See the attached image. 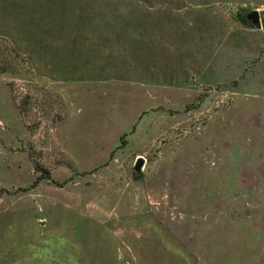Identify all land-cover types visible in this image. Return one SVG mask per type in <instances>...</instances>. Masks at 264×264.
<instances>
[{"label": "rangeland", "instance_id": "374dc122", "mask_svg": "<svg viewBox=\"0 0 264 264\" xmlns=\"http://www.w3.org/2000/svg\"><path fill=\"white\" fill-rule=\"evenodd\" d=\"M0 264H264V0H0Z\"/></svg>", "mask_w": 264, "mask_h": 264}, {"label": "water", "instance_id": "95a60500", "mask_svg": "<svg viewBox=\"0 0 264 264\" xmlns=\"http://www.w3.org/2000/svg\"><path fill=\"white\" fill-rule=\"evenodd\" d=\"M252 18H253V21H254L255 23H258V22H259V15H258V13H254V14L252 15ZM143 165H144V160L140 158V159L137 161L136 165H135V171H136V172H141V171H142V167H143Z\"/></svg>", "mask_w": 264, "mask_h": 264}]
</instances>
